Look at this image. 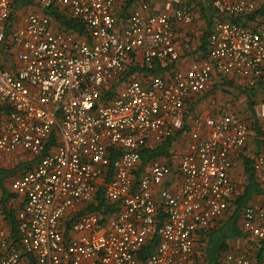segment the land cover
Masks as SVG:
<instances>
[{"label": "built area", "instance_id": "1", "mask_svg": "<svg viewBox=\"0 0 264 264\" xmlns=\"http://www.w3.org/2000/svg\"><path fill=\"white\" fill-rule=\"evenodd\" d=\"M28 1L16 9L15 0H0V161L38 158L10 183L24 201L17 244L0 226V264H203L196 240L229 209L231 154L247 149V122L234 110L199 114L173 165L144 164L141 155L182 131L186 100L210 89L215 74L257 88L253 113L264 122V0H210L216 20L206 58L186 68L178 66L177 28L193 22L188 0H139L120 23L119 0ZM51 6L85 32L57 29ZM156 62L176 65L144 82L123 80L100 101L129 65L151 71ZM252 157L264 188V153ZM99 188L116 211L81 212ZM242 223L264 240L262 207L247 206ZM153 233L158 242L142 257ZM221 264L253 263L227 252Z\"/></svg>", "mask_w": 264, "mask_h": 264}, {"label": "trees", "instance_id": "2", "mask_svg": "<svg viewBox=\"0 0 264 264\" xmlns=\"http://www.w3.org/2000/svg\"><path fill=\"white\" fill-rule=\"evenodd\" d=\"M138 1L139 0H119L117 3H115L113 6V13L116 17V21L120 23L126 19ZM188 4L192 11L193 17L195 12H197L199 13L200 18H202L204 21V26L200 31V36L198 37L199 45L196 48V51H198L200 56L199 59H204L207 55L208 35L213 23L216 20V17L211 9L210 0H188ZM28 5H30V1L28 0H15L16 9L27 7ZM116 7L118 8V12L115 13ZM46 13L52 17L56 28L59 30L77 32L79 34H83L85 32L81 21L75 17H72L65 10L60 9L57 6L49 7L46 10ZM175 65V62H156L154 69L148 71L139 64H131L126 69V76L120 81L112 83L108 91L104 92L100 101H103L104 103L109 102L115 96L116 89L120 86L123 80L137 79L144 82L143 79L147 78L149 73L163 74L165 71H171ZM238 81L239 79L236 77L232 78L215 74L213 76V82L210 89L204 91L203 94L215 93L219 90L220 92H230V88L244 93L246 102L249 104L251 110V115L249 118L242 116L240 117L243 118L248 124L250 133L249 140H253L257 150L256 152L264 153V122L255 117L253 113V107L260 99L259 91L257 88L249 89ZM196 101L197 97L195 96H191L186 100L185 106H187V109L184 110L183 115L185 121L188 112L191 110L193 111L192 108ZM3 108V106L2 108L0 107V113L2 112ZM184 132L186 134L188 132L187 124H184L182 131H180L178 134L180 135V133ZM173 138L174 137L165 139L152 148H146L141 155L142 162L145 164L151 158H159L168 164L173 165L176 161L175 158H172L173 154L170 151ZM51 139H53V136H51ZM252 156H248L246 154V156L243 157L245 181L242 191L239 192L237 191V188H235L233 197L230 200L229 209L225 214L216 220L214 227H212L208 232L201 233L198 237V240H196L195 250L197 259L203 264H221L224 254L229 252L228 240L233 238H244L247 244L257 248L258 255L264 253V240L253 237L240 225V222L242 221L243 210L247 206L253 205L250 204V201L253 199V197L264 196V188L260 186L259 181L255 177L252 167ZM37 160L38 158L29 156V158L19 159L14 164L0 161V222L6 225L9 238L14 240L16 244L18 243L16 238L17 213L23 205L24 199L22 198V201L18 200L19 195L10 189V183L13 178L33 168ZM116 209L117 202H107L103 197L101 188H99L94 200L86 207H83L80 211L99 212L101 216H105L115 212ZM162 215V209L158 208V224L163 221ZM157 242V235L153 233L149 237L147 244L144 246L141 252L142 257L149 254L156 246ZM29 258H31V256H28V259Z\"/></svg>", "mask_w": 264, "mask_h": 264}, {"label": "crops", "instance_id": "3", "mask_svg": "<svg viewBox=\"0 0 264 264\" xmlns=\"http://www.w3.org/2000/svg\"><path fill=\"white\" fill-rule=\"evenodd\" d=\"M151 4L156 7H160L164 0H148ZM118 12V8H115V13ZM204 26V21L200 18L199 13L195 12L193 17V22L189 25H179L177 28L179 35V44L178 51L180 53V61L178 66L180 68H186L195 60H199V53L196 51L197 46L199 45L198 37L200 36V31ZM164 75H168L169 72H163ZM122 85V84H121ZM120 85V86H121ZM220 88V87H219ZM231 91L235 90L230 88ZM228 90V91H229ZM227 91L220 92L217 91L215 93H200L195 95L197 97V101L193 106V111H189L186 117V124L189 127L193 122L194 118L199 114L215 116L224 110H234L238 113V111L244 112L245 108H248L250 114L251 110L249 104L246 101L245 94L242 92L237 93L240 104H235L230 101L231 94L226 95ZM232 103V104H231ZM187 109V106H185ZM239 114V113H238ZM240 115V114H239ZM241 116V115H240ZM179 133V132H178ZM176 134L171 142V152L173 154L172 158H179L183 150L186 148V144L188 141L187 134L180 133ZM252 140V139H251ZM253 141V140H252ZM250 144V140L248 141ZM249 144H247V149L249 148ZM254 145V143H253ZM255 146V145H254ZM246 149V150H247ZM257 151V150H256ZM246 156L244 151L241 152H233L231 154V158L233 161V166L230 169L229 175L234 182L235 188L237 191H242L245 175H244V166H243V157ZM21 196L18 197V200L22 201ZM250 204L262 207L264 212V196H256L250 201ZM241 227L243 228L242 221L240 222ZM0 226H4L6 229V225L0 222ZM244 229V228H243ZM229 252L234 254H241L250 259L253 264H264V253L258 255L257 248L253 247L250 244H247L244 238H233L228 240Z\"/></svg>", "mask_w": 264, "mask_h": 264}, {"label": "rangeland", "instance_id": "4", "mask_svg": "<svg viewBox=\"0 0 264 264\" xmlns=\"http://www.w3.org/2000/svg\"><path fill=\"white\" fill-rule=\"evenodd\" d=\"M238 91L237 90H233L230 92H227L226 95L228 97V94H231V97L230 98V101L232 103H235V104H240V101H239V98H238V95H237ZM246 102V101H245ZM231 103V104H232ZM238 113L242 116V117H245V118H249V116L251 115L248 108H245L244 109V112L242 111H238ZM249 144V143H248ZM245 154H247L248 156H252L256 153V147L253 145V141L250 139V144H249V148L247 150L244 151ZM25 158H29V156L27 157L26 155L25 156H22V157H16L14 159V161L10 164H14L16 163V161H18L19 159H25Z\"/></svg>", "mask_w": 264, "mask_h": 264}]
</instances>
